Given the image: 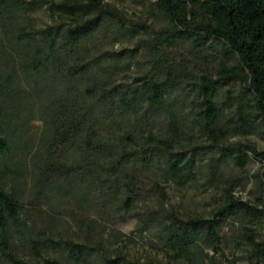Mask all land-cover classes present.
Instances as JSON below:
<instances>
[{
    "label": "trees",
    "instance_id": "obj_1",
    "mask_svg": "<svg viewBox=\"0 0 264 264\" xmlns=\"http://www.w3.org/2000/svg\"><path fill=\"white\" fill-rule=\"evenodd\" d=\"M251 136L264 0H0V264H217L231 223L264 264V167L256 203L233 179L208 218L164 191L264 163ZM128 220L161 260L130 258Z\"/></svg>",
    "mask_w": 264,
    "mask_h": 264
},
{
    "label": "rangeland",
    "instance_id": "obj_2",
    "mask_svg": "<svg viewBox=\"0 0 264 264\" xmlns=\"http://www.w3.org/2000/svg\"><path fill=\"white\" fill-rule=\"evenodd\" d=\"M123 7L130 13H135L137 16H142L144 11L140 6L130 4L128 2L123 4ZM35 23L37 25H44L49 22L47 14L44 11H38L33 14ZM41 123L33 122L31 134L36 136L39 133ZM243 143L255 144L259 152H264V139L251 136L241 139ZM264 163L258 158H251L247 163L244 171L237 168L229 169L221 182H215L208 185L204 180L200 179L196 185L177 187L172 184H167L164 187L166 204L168 207H173L182 215L211 217L212 214L223 206L222 188L227 186V183L235 179L234 193L236 197L243 202L254 204L260 196L257 186V174L262 172ZM153 192L146 193L147 200L152 202ZM264 199V196L262 197ZM229 221H232L229 219ZM230 224V222H228ZM135 220H128L124 224L117 225L114 229L127 237L134 238L135 241L127 242L125 246L126 252L133 260L144 261L148 258L161 260V256H156L135 234ZM236 226L228 225L223 231V242L221 244V251L216 256L217 264H257V259L251 257L248 253V248L241 244L239 235L235 232ZM262 238L264 239V230L262 231Z\"/></svg>",
    "mask_w": 264,
    "mask_h": 264
}]
</instances>
